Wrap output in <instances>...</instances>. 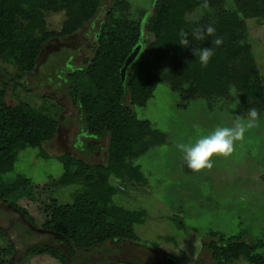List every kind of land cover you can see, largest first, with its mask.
Returning a JSON list of instances; mask_svg holds the SVG:
<instances>
[{
    "label": "rangeland",
    "instance_id": "1",
    "mask_svg": "<svg viewBox=\"0 0 264 264\" xmlns=\"http://www.w3.org/2000/svg\"><path fill=\"white\" fill-rule=\"evenodd\" d=\"M156 2L103 0L93 18L66 34L62 33L65 12H46L48 30L56 35L42 45L34 70L15 79L16 67L0 60V88L7 90V101H24L59 121L54 139L42 147L21 150L14 170L5 176L11 179L22 174L33 182L0 200V264H62L49 253H29L31 246L40 243L62 248L70 263L195 264L199 260V264H216L210 250L202 248L213 232L226 238L244 233L249 242L264 241V111H257L255 126L236 142L232 156L214 157L211 169L194 172L177 145L192 143L216 127H232L237 120L246 123L249 111L238 109L240 93L233 87L226 96L187 98L167 79L157 85L146 106L133 104L129 97L126 101L138 118L150 120L167 137L165 143L131 161L141 166L146 181L138 182L126 173L110 179L116 187L117 204L147 212L145 222L134 227L139 240L114 239L71 255L59 235L44 227L54 205L69 203L80 186L59 182L65 171L60 156L70 153L92 165L106 164L109 157V135L79 144L78 138L84 139V118L68 94L67 74L94 57L109 11L117 18L140 23L141 42L144 46L152 43L155 36L146 26ZM202 7L189 18L202 17L206 12ZM246 27L241 41L251 45L264 77V17L246 18ZM172 70L167 59L156 74H171ZM258 252L264 254V247ZM233 264L249 262L241 257Z\"/></svg>",
    "mask_w": 264,
    "mask_h": 264
},
{
    "label": "trees",
    "instance_id": "2",
    "mask_svg": "<svg viewBox=\"0 0 264 264\" xmlns=\"http://www.w3.org/2000/svg\"><path fill=\"white\" fill-rule=\"evenodd\" d=\"M102 1L0 0V60L11 62L18 71L15 79L22 78L36 67L42 45L56 35L48 30L46 12H65L62 33L66 34L93 18ZM201 7L206 11L202 17L189 18ZM254 17H264V0H157L146 26L155 40L143 44L123 80L121 70L127 57L143 43V26L107 12L94 57L86 59L83 67L73 68L65 79L68 94L84 118V139L78 138L79 144L88 138L110 136L106 164L92 165L70 153L60 156L65 171L59 182L63 186L78 182L80 186L69 203L54 205L44 227L59 235L71 255L77 249H90L114 239L139 240L134 227L145 222L147 212L117 204L116 187L110 179L126 173L145 182L141 166L131 161L165 143L167 137L150 120L138 118L126 104L128 97L133 104L146 106L157 85L167 79L187 98L226 96L233 87L240 93L239 110L264 111V77L251 45L241 41L246 36V18ZM209 27L211 33L206 31ZM217 38L220 45L214 43ZM184 39L189 40V46L181 45ZM203 47L213 50L207 67H202L194 55L196 48ZM167 59L172 62V73L159 76L156 69ZM58 128L56 118L34 106L24 101L10 104L7 90L0 88V200L33 182L22 174L5 178L14 170L19 152L42 147L54 139ZM210 236L202 248L210 250L216 264H233L241 257L249 264H264V254L258 252L264 247L263 240L249 242L244 233L226 238L213 232ZM29 253H49L62 264H102L70 263L62 248L47 243L31 246Z\"/></svg>",
    "mask_w": 264,
    "mask_h": 264
},
{
    "label": "clouds",
    "instance_id": "3",
    "mask_svg": "<svg viewBox=\"0 0 264 264\" xmlns=\"http://www.w3.org/2000/svg\"><path fill=\"white\" fill-rule=\"evenodd\" d=\"M206 31L211 33L213 29L209 27ZM214 43L220 45L221 40L217 38ZM181 45L189 46V40H182ZM194 55L199 58L202 67H207L213 56V50L211 47L196 48ZM257 116V110L252 108L246 123L237 120L232 127H216L207 134L198 136L192 143L178 144L177 147L183 153L187 167L194 172H200L213 167L214 157L232 156L236 142L244 138L248 128L255 126Z\"/></svg>",
    "mask_w": 264,
    "mask_h": 264
},
{
    "label": "water",
    "instance_id": "4",
    "mask_svg": "<svg viewBox=\"0 0 264 264\" xmlns=\"http://www.w3.org/2000/svg\"><path fill=\"white\" fill-rule=\"evenodd\" d=\"M142 47H143V43H139L131 52V54L127 57L125 64L121 70V76L123 80L126 78L128 67L136 60L140 51L142 50Z\"/></svg>",
    "mask_w": 264,
    "mask_h": 264
}]
</instances>
